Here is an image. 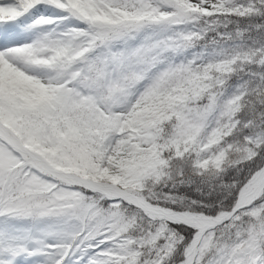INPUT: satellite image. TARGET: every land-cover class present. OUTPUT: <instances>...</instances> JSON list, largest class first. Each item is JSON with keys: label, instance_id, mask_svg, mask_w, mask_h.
I'll return each instance as SVG.
<instances>
[{"label": "snow or ice", "instance_id": "snow-or-ice-1", "mask_svg": "<svg viewBox=\"0 0 264 264\" xmlns=\"http://www.w3.org/2000/svg\"><path fill=\"white\" fill-rule=\"evenodd\" d=\"M0 264H264V0H0Z\"/></svg>", "mask_w": 264, "mask_h": 264}]
</instances>
